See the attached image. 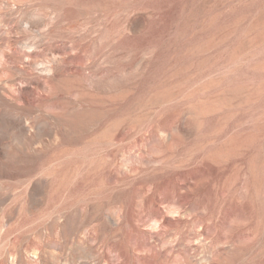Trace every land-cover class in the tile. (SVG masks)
I'll use <instances>...</instances> for the list:
<instances>
[{"label":"rangeland","instance_id":"1","mask_svg":"<svg viewBox=\"0 0 264 264\" xmlns=\"http://www.w3.org/2000/svg\"><path fill=\"white\" fill-rule=\"evenodd\" d=\"M0 264H264V0H0Z\"/></svg>","mask_w":264,"mask_h":264}]
</instances>
